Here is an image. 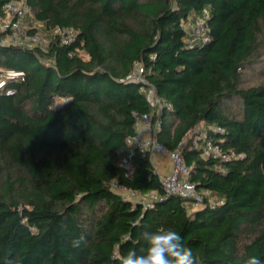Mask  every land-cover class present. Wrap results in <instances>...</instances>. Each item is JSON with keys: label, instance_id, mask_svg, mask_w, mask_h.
<instances>
[{"label": "trees", "instance_id": "16d2710c", "mask_svg": "<svg viewBox=\"0 0 264 264\" xmlns=\"http://www.w3.org/2000/svg\"><path fill=\"white\" fill-rule=\"evenodd\" d=\"M12 1L29 7L38 31L77 37L44 49L0 44V78L25 74L8 82L14 95L0 88V264H118L161 226L183 237L195 264H224L225 247L230 264L264 259V83L244 86L264 54V0H0V18ZM204 9L211 40L190 44L183 25ZM146 114L159 143H185L197 191L222 203L202 194L190 212V200L166 194L149 153L127 143ZM199 127L234 157H205ZM115 181L159 199L143 209ZM81 234L86 243L71 247Z\"/></svg>", "mask_w": 264, "mask_h": 264}, {"label": "built area", "instance_id": "2783aa9c", "mask_svg": "<svg viewBox=\"0 0 264 264\" xmlns=\"http://www.w3.org/2000/svg\"><path fill=\"white\" fill-rule=\"evenodd\" d=\"M30 15V9L25 3L18 1L7 3L4 7V17L0 18V44L26 49H34L39 46L44 49L45 45L43 42L46 34H49L53 40H58L62 45L73 42L77 37L76 31L72 28L55 27L47 33L38 31L43 27V24L34 22L29 26ZM209 18V11L204 9L202 13L193 18L190 24L183 25L189 33L188 41L190 44H201L211 40V30L208 24ZM32 28L37 30L33 34L28 31V29ZM136 73L137 76L143 73V68L139 64L136 66ZM24 77V72L6 70L1 75L0 88L5 89L7 95H14L16 89L13 87L6 88L8 82L11 80H24ZM148 99L153 108L158 107L162 109L166 105L163 99L157 97L154 90L150 91ZM135 127L137 134L127 140L129 145L140 149L142 152L149 153L151 159H153L155 154H163L169 157L172 162V172L168 175L160 176L167 195H177L190 200L192 203L202 204V206L204 204L203 196L208 197L209 203L213 206L222 203L217 197L212 196L210 192L205 191L202 193V196L197 191L195 184L190 182L191 168L186 165L182 155L185 143H181L175 151H171L159 143L157 138L159 124H154L153 118L149 114L137 115ZM195 134L198 135L199 139H204L205 141L203 147L205 157H212L223 161H229L234 157V154L226 152L219 143H215L211 138H208L206 132L198 131ZM122 165L127 171V175H131L133 173L132 155L124 158ZM112 190L133 204L141 205L143 209L153 206L155 201L159 199V195L155 191L141 193L118 181L112 183Z\"/></svg>", "mask_w": 264, "mask_h": 264}, {"label": "clouds", "instance_id": "9594fccd", "mask_svg": "<svg viewBox=\"0 0 264 264\" xmlns=\"http://www.w3.org/2000/svg\"><path fill=\"white\" fill-rule=\"evenodd\" d=\"M141 239L143 245L139 252L129 249L126 254L118 256V264H195L191 249L185 246L183 237L172 229L161 226L155 231H144ZM70 243L71 247L79 248L86 243V237L81 234ZM222 252L224 264H230L231 250L225 247ZM243 264H264V259L252 255Z\"/></svg>", "mask_w": 264, "mask_h": 264}, {"label": "rangeland", "instance_id": "374dc122", "mask_svg": "<svg viewBox=\"0 0 264 264\" xmlns=\"http://www.w3.org/2000/svg\"><path fill=\"white\" fill-rule=\"evenodd\" d=\"M51 39L49 34H46L44 37V45L45 48L50 43ZM259 66L254 71H248L244 74V86L250 87L255 86L264 83V54H262L261 58L259 59ZM232 110L237 112L238 106L236 104H232ZM201 130V127L195 131L197 133ZM154 161V160H153ZM203 207L202 204H195L192 203V205L189 207L190 212H193L199 208Z\"/></svg>", "mask_w": 264, "mask_h": 264}, {"label": "crops", "instance_id": "0c3cea01", "mask_svg": "<svg viewBox=\"0 0 264 264\" xmlns=\"http://www.w3.org/2000/svg\"><path fill=\"white\" fill-rule=\"evenodd\" d=\"M154 160V161H153ZM153 165L160 176L168 175L172 172V162L169 157L163 154H155L152 159Z\"/></svg>", "mask_w": 264, "mask_h": 264}]
</instances>
